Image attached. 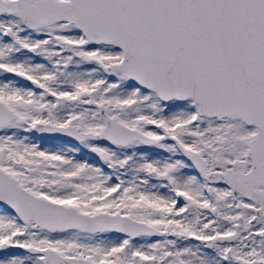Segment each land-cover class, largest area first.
Masks as SVG:
<instances>
[{
	"label": "snow or ice",
	"instance_id": "6c2138e0",
	"mask_svg": "<svg viewBox=\"0 0 264 264\" xmlns=\"http://www.w3.org/2000/svg\"><path fill=\"white\" fill-rule=\"evenodd\" d=\"M0 264H264V0H0Z\"/></svg>",
	"mask_w": 264,
	"mask_h": 264
}]
</instances>
